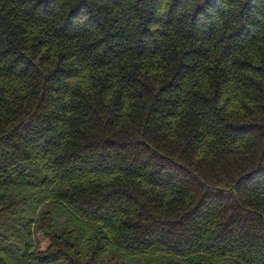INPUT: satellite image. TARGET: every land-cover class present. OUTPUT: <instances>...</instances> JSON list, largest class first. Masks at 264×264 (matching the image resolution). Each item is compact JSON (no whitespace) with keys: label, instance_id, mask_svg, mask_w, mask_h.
Wrapping results in <instances>:
<instances>
[{"label":"trees","instance_id":"1","mask_svg":"<svg viewBox=\"0 0 264 264\" xmlns=\"http://www.w3.org/2000/svg\"><path fill=\"white\" fill-rule=\"evenodd\" d=\"M0 264H264V0H0Z\"/></svg>","mask_w":264,"mask_h":264}]
</instances>
